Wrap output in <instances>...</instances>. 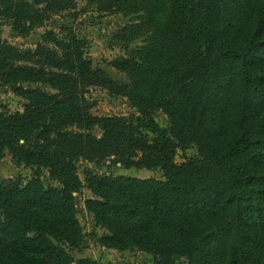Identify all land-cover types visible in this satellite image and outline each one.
<instances>
[{"label":"trees","instance_id":"obj_1","mask_svg":"<svg viewBox=\"0 0 264 264\" xmlns=\"http://www.w3.org/2000/svg\"><path fill=\"white\" fill-rule=\"evenodd\" d=\"M86 1L128 17L114 35L124 55L111 63L124 81L93 68L67 28L45 30L33 49L0 37V86L24 100L22 111L0 106V160L36 168L25 183L0 179V264H74L79 161L162 174L84 171V207L105 230L103 247L136 248L151 264H264V0ZM74 4L0 0V20L26 36ZM91 86L136 114H92ZM188 146L196 156L175 162Z\"/></svg>","mask_w":264,"mask_h":264},{"label":"rangeland","instance_id":"obj_2","mask_svg":"<svg viewBox=\"0 0 264 264\" xmlns=\"http://www.w3.org/2000/svg\"><path fill=\"white\" fill-rule=\"evenodd\" d=\"M74 1L73 9L63 10L52 15L43 23V26L35 27L26 36L13 31L9 20L1 19V39L21 49H33L45 30L50 29L57 34H62V30L67 28L75 36L84 39L86 55L90 58L93 68L102 69L113 79L126 80L125 75L114 69L111 63L113 59L124 55L125 43L116 39L114 35L121 26L128 23V17L123 16L121 13L99 10L95 4L88 3L86 0ZM141 40V38L134 40L130 43V46L141 45ZM11 87L0 86V106H4L12 112L22 111L24 100L15 95L11 91ZM87 97L94 102L91 109V113L94 115L126 117L130 114H136L135 109L129 105L126 98L110 94L100 87H89ZM155 119L160 126H168V119L162 112H156ZM90 132L98 137L101 135V130L98 127H94ZM196 154L195 146L180 147L177 150L175 162H181L184 156H196ZM76 166L77 173L82 179V186L75 193L76 217L81 226L82 237L80 245L69 251L74 264H81L82 261H91L97 264H151L152 256L136 248L117 250L100 245L98 239L105 233V230L96 224L91 214L84 207L85 199L91 197L84 180V171L90 169L99 175L113 174L138 178H161L160 170L124 168L120 164H112L109 161L101 165L79 161ZM35 173L36 168L34 166L17 165L8 154L0 160V179H19L25 183ZM39 174L45 186L56 185V182L49 178L46 170H41ZM177 264H185V260L178 259Z\"/></svg>","mask_w":264,"mask_h":264}]
</instances>
